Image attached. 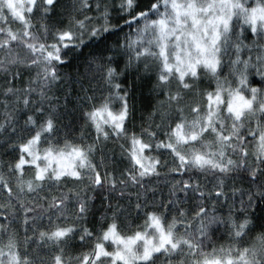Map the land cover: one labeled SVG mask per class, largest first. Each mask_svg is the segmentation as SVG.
I'll return each instance as SVG.
<instances>
[{
	"label": "snow or ice",
	"instance_id": "1",
	"mask_svg": "<svg viewBox=\"0 0 264 264\" xmlns=\"http://www.w3.org/2000/svg\"><path fill=\"white\" fill-rule=\"evenodd\" d=\"M0 264H264V0H0Z\"/></svg>",
	"mask_w": 264,
	"mask_h": 264
},
{
	"label": "trees",
	"instance_id": "2",
	"mask_svg": "<svg viewBox=\"0 0 264 264\" xmlns=\"http://www.w3.org/2000/svg\"><path fill=\"white\" fill-rule=\"evenodd\" d=\"M128 29L125 28V32H127ZM122 35V34H121ZM117 39L116 35H113L111 37H109V42H113ZM85 53L88 52V49L84 50ZM80 61L83 60V56H81L79 58ZM77 67V61L73 60V62L65 67H63L61 69L63 74H74L75 70ZM83 70L82 65H81V71ZM126 81L128 79L131 80H135V74L133 73L131 76L129 77H125L124 78ZM258 79V78H257ZM151 87V83L149 82V80L146 78L142 83H140L136 89V95H135V103L137 106V112H136V124H137V128H139V125L141 123V116L144 117L145 121L147 120V112L150 111V107L149 104L153 103L154 100L152 99V97L149 95V88ZM64 124L69 125V129L71 130L73 127H75L76 129H79V121L78 120H73L72 117H68L64 120L63 122ZM76 134L78 135V131L76 132ZM109 147H113V145H109ZM116 153H117V158L119 157V148H116ZM109 155H111V153H109ZM161 187H163V184L161 183ZM164 193L166 195L167 193V189H164ZM99 204V201L97 200V205ZM92 220L90 219L89 221V225L91 226Z\"/></svg>",
	"mask_w": 264,
	"mask_h": 264
}]
</instances>
